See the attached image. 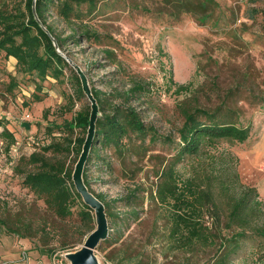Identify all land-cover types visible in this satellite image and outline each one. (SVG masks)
I'll list each match as a JSON object with an SVG mask.
<instances>
[{"label":"rangeland","instance_id":"374dc122","mask_svg":"<svg viewBox=\"0 0 264 264\" xmlns=\"http://www.w3.org/2000/svg\"><path fill=\"white\" fill-rule=\"evenodd\" d=\"M178 1L108 0L93 23L100 39L79 47L69 45L61 52L69 53L66 57L84 73L91 92H97L102 103L97 104L98 116L102 107L109 114L111 107L130 106L156 132L153 143L148 133L143 142L137 137L124 140L126 146L119 149H101L97 142L91 161L87 158L89 190L103 200L120 227L115 248L95 249L99 264H137L122 257L130 245L147 244L152 235L149 259L154 264H170L171 258L166 260L161 253L167 209L158 210L149 195H155L162 172L175 163L184 106L226 110L230 120L239 127L248 126L250 134L242 144L220 142L204 148L198 157H184L174 167L178 184L192 182L209 190L223 217L241 187L253 188L262 206L261 219L251 226L264 222V0H212L199 21L180 12ZM104 50L114 53V65L105 60ZM14 63L0 57V117L15 138L8 151L0 139V219L11 223L21 213L29 214L35 224L48 223L42 200L22 185L25 173L33 170L27 159L32 153L43 154V147L61 139L56 126L81 109H90V104L84 95L73 97L68 72L62 82L47 78L39 92L27 76L16 75ZM10 77L25 88L16 86L9 92ZM137 84L143 85L144 93L128 96ZM178 86L185 90L177 93ZM79 135L76 129L72 138ZM44 155L64 162L72 172L78 160L73 152ZM127 197L137 199V222L124 206ZM80 209L74 206L72 217L59 225L66 229L68 252L79 250L89 234L78 215ZM0 233H6L5 229L0 227ZM224 235L228 237L229 232ZM27 240L38 247L36 239ZM68 252L49 259L52 264H69L64 257ZM178 261L171 264H184ZM229 264H264V238L248 234L239 240Z\"/></svg>","mask_w":264,"mask_h":264},{"label":"trees","instance_id":"16d2710c","mask_svg":"<svg viewBox=\"0 0 264 264\" xmlns=\"http://www.w3.org/2000/svg\"><path fill=\"white\" fill-rule=\"evenodd\" d=\"M107 2L108 0H0V57L4 60L14 59L16 75L27 76L39 92L40 83L47 78L62 82L65 72H68L67 77L74 87L73 97L82 98L83 92L77 74L56 52L51 38L62 53H65L63 49L69 45L79 47L81 44L97 42L100 35L93 23L96 15L107 7ZM211 2L212 0H179L176 7L182 13L192 14L199 21L204 15L206 4ZM102 52L105 60L114 65V53L110 50ZM66 56L70 57L69 53ZM16 86L25 88L23 83L18 84L10 77L8 91L11 92ZM184 90L183 86L177 87V93ZM128 93V96L143 94V85H133ZM92 95L97 104L101 103L97 92L92 91ZM35 99L41 100L38 95H35ZM106 104L107 101L104 106ZM72 107L73 105L67 111L71 112ZM110 111L109 114L105 113L103 107L99 110L100 116L95 123L88 162L93 157L92 151L97 142L101 149L110 146L119 149L126 146L124 140L137 137L143 142L148 133H152L150 143L157 140L155 130L145 126L133 107L117 105L111 107ZM180 114L182 123L177 132L175 163L162 172V180L156 186L155 195H149L158 210L167 209L166 243L161 253L166 260L171 258L170 264L177 260H182L184 264H229L231 256L237 253L239 240L246 238L248 234L264 238V222L259 221V225L251 226L252 222L261 219L262 202L256 200L258 194L253 188L241 187L239 196L230 203L228 212L223 217L214 195L209 190L192 182L178 184L174 167L184 157H198L204 148L214 147L220 142L244 143L249 138L250 128L237 126L230 120L231 116L226 110L209 111L184 106L180 109ZM89 115L90 109L86 107L73 114L69 121L64 120L60 126H56V130L63 134L61 139L43 147V154L32 153L27 159L33 170L25 173L22 185L33 196L42 200L48 223L35 224L36 220L29 214L24 216L21 213L11 223L0 219V227L6 233L19 239H36L40 254L48 258L68 252L70 242L66 241V229L59 225L72 217L74 206L80 205L78 215L87 232L90 234L95 229L93 211L77 194L71 180L72 171L66 169L64 162L51 161L44 155L73 152L79 157L87 133ZM4 120L0 119V139L6 142L8 151L14 145L15 138L2 126ZM76 129L80 135L73 139L72 134ZM85 170L86 168L83 170L82 179L92 194ZM94 196L106 210L103 200ZM123 202L125 207L130 208L132 220L137 222V199L127 197ZM108 211L105 214L109 233L96 250L115 248L119 244L120 227ZM205 219H210L211 223ZM47 224H51V227L47 228ZM224 232H229L228 237ZM153 237L154 235L150 236L147 244L130 245L122 257L123 260L137 264H154L147 251L149 247H153V243H150ZM203 258L205 259L202 261Z\"/></svg>","mask_w":264,"mask_h":264},{"label":"water","instance_id":"95a60500","mask_svg":"<svg viewBox=\"0 0 264 264\" xmlns=\"http://www.w3.org/2000/svg\"><path fill=\"white\" fill-rule=\"evenodd\" d=\"M33 12H34V8H33ZM34 16L35 19H37L35 12H34ZM44 31L46 32V30ZM51 41L56 49V52L62 58L65 59L68 65L77 74L80 80L83 95L86 97V99L90 104V115H89L87 133L82 147V151L74 166L71 180L77 194L81 197L82 202L94 213L95 229L86 237L83 245L80 247L79 250L75 252H68L64 255V257L69 262V264H99L95 257L94 251L96 247L99 245V243L107 238L109 233V228L106 219L104 205L88 191L82 179L83 170L85 168V164L87 162L88 154L94 137L95 123L98 118V106L88 86L84 73L76 64H74L69 58H67L64 54H62L58 50L54 39L51 38Z\"/></svg>","mask_w":264,"mask_h":264},{"label":"crops","instance_id":"0c3cea01","mask_svg":"<svg viewBox=\"0 0 264 264\" xmlns=\"http://www.w3.org/2000/svg\"><path fill=\"white\" fill-rule=\"evenodd\" d=\"M6 120L9 121L8 118ZM5 128L9 130L8 126ZM0 264H52V262L47 256L41 255L38 248L32 246L27 239L0 233Z\"/></svg>","mask_w":264,"mask_h":264},{"label":"built area","instance_id":"2783aa9c","mask_svg":"<svg viewBox=\"0 0 264 264\" xmlns=\"http://www.w3.org/2000/svg\"><path fill=\"white\" fill-rule=\"evenodd\" d=\"M0 119H2L1 117H0ZM2 170H1V168H0V182H1V178H2ZM57 264H59V263H57Z\"/></svg>","mask_w":264,"mask_h":264}]
</instances>
